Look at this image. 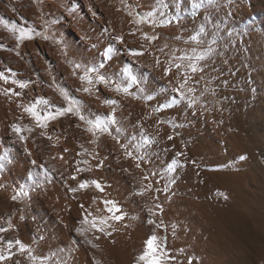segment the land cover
<instances>
[{"label": "bare ground", "instance_id": "obj_1", "mask_svg": "<svg viewBox=\"0 0 264 264\" xmlns=\"http://www.w3.org/2000/svg\"><path fill=\"white\" fill-rule=\"evenodd\" d=\"M134 1L154 22L155 41L120 0H0V256L10 257L0 264H147L133 255L150 233L112 221L130 207L122 194L137 197L133 181L143 187V172L113 146L118 138L160 176L174 264H264V0H202L199 9L189 0ZM44 22L54 41L45 42L46 61L35 40ZM89 67L111 88L81 82ZM181 85L194 106L163 107ZM73 101L88 121L69 113L53 121ZM48 113L54 118L44 120ZM95 115L119 136L105 137L116 154L103 151L101 171L83 157L94 137L82 128ZM125 125L153 145L127 136ZM93 220L110 223L108 235Z\"/></svg>", "mask_w": 264, "mask_h": 264}, {"label": "rangeland", "instance_id": "obj_2", "mask_svg": "<svg viewBox=\"0 0 264 264\" xmlns=\"http://www.w3.org/2000/svg\"><path fill=\"white\" fill-rule=\"evenodd\" d=\"M120 2L122 5V8H124V10H126L129 16H131L134 19L135 24L139 27L141 33L149 37L150 40L155 41L158 36L149 34L147 30V28H151L152 26H154V22L151 21L150 16L146 14L145 11H141L140 7L135 3L134 0H120ZM35 40H36V44L38 47L39 55H41L42 58L44 57V60H45V56H46V54L44 53L45 46H46L45 42L47 43L50 42L54 44V41L50 34V30H49L47 23L44 22L43 27L39 28L38 33L35 37ZM94 69L95 67H89L88 70L84 72V75L80 78V81L83 83H86L90 89H94V88L96 89V88H102V87H105L106 89L111 88L110 85L113 83V80H109L108 77L105 76L104 74L96 73L97 70H94ZM101 76L105 78L103 81L100 79ZM114 91L120 92V89L117 86H115ZM125 92L127 91L124 90L123 93L126 94ZM161 112H162V108L160 106L155 105L152 107V113L155 116H157L158 119H159L158 115H160ZM72 114H75V116H77V118L83 122L88 121V119L83 114V112L80 109H78L74 104H73V111L69 113V115L73 116ZM57 115L53 119V121L55 120L57 121V119L59 120L63 116H65V115H58V116ZM81 116H83L84 118L81 119ZM101 119H104V118H102V116L100 115H95L94 117L92 116L90 118L91 121H89V123H85L84 127L82 128L83 131L89 132L90 135L94 137L93 139L94 147H93L92 152H90L91 153L90 156H88L89 155L88 151L85 149L86 151L85 153L83 152V157L85 156L84 157L85 159L92 158L93 160L98 161L96 165V169L98 171H101V169L104 170L103 168H105L107 164H109V161L107 160L106 156L103 154V151L111 152L113 156L116 154V150L112 149L110 142H106L105 137L111 138L113 141L116 140L115 137H119L117 134L114 133L113 128L109 124L106 130H101L100 128L93 127V123ZM109 122H111V120ZM159 122L162 123L163 120L160 119ZM136 124L138 125L137 126L138 128L140 125L138 122H136ZM123 130L126 131L127 136L129 134L131 135L133 134V136L143 137L141 142L147 146L148 145L152 146L155 141L154 137L150 135L149 136L143 135L136 129L133 130L131 127L127 125L123 127ZM116 141L118 145L115 146V144L113 143V146L115 148L117 147V150L122 151L127 159H131L132 161L134 160V162L136 163V168L143 172V178H142L143 180L141 179L143 187H138L137 183L133 181V186H136L134 187V190H135L134 195H136L137 197L133 196V199H132L130 198V196H128L125 193L122 194L121 196L123 199L122 202H124L125 205L130 206L126 210V212L124 211L122 213L123 219L121 220H123L125 223H130L131 225H133L136 231H138L139 233L142 234L144 231L145 232L147 231L150 233L151 236L155 235L157 238H158V233H157L158 230L159 229L163 230L165 234L162 236L163 238L162 242L158 241L159 244L158 242L156 243L158 245V253L161 255L162 264H174V261H173L174 257L169 250V245L171 242L169 241V234H168L169 233L168 223L170 219H172V214L167 213L168 211H167L166 205L163 200V194H164L163 192H165L166 194V190L163 191L160 176L158 175V173H156L157 171L155 170H152V171L147 170V168L145 167L146 165H144L145 162L135 150L134 144H131L128 141L123 142L122 138H118ZM104 185L108 186L109 182L107 181L106 183H104ZM144 190H147V195H146L147 198H144L145 197V195H143ZM22 191L23 190L21 189L17 190V200H20L22 196L21 194ZM146 200L149 201V206H147L148 203ZM165 212L167 214H165ZM112 221H117V220L112 218ZM149 221H154V223H149ZM110 226L111 225L108 222L107 224H105V226H102L104 229L102 233L104 234L105 232L108 235V232L106 231ZM133 257H134L133 259L136 262H138L139 255L134 254Z\"/></svg>", "mask_w": 264, "mask_h": 264}, {"label": "snow or ice", "instance_id": "obj_3", "mask_svg": "<svg viewBox=\"0 0 264 264\" xmlns=\"http://www.w3.org/2000/svg\"><path fill=\"white\" fill-rule=\"evenodd\" d=\"M189 4L192 8L194 9H199L201 6H202V0H189ZM169 23H172V21H169ZM47 38V37H45ZM147 38V37H146ZM197 37H193V39H196ZM21 39H23V34L21 35ZM118 40H120L121 42H123V37H117ZM109 52L112 51V49L110 48L108 50ZM130 53L132 55H143L144 53L143 52H140L138 50H135V49H132L130 50ZM191 59L190 57H181L180 59ZM204 57L203 56H200L198 57V59H203ZM159 62V61H158ZM175 67L177 69H180L182 67L181 64H176ZM191 68H192V71L193 72H197V71H203L202 68H197L195 65H191ZM10 71V70H9ZM166 71L170 74L172 72V66L170 65ZM0 77H3L4 79H7V77L4 76V74L2 72H0ZM100 79L103 81L105 78L103 76L100 77ZM135 79V78H133ZM185 83H187V78L185 80ZM22 87H26L27 85L26 84H22L21 85ZM184 85H181L180 88H174L172 89L173 92L177 93L178 96H179V99L176 97V96H173L171 98V103L169 104H165L163 107L167 108V107H172V106H176V105H179L182 101H186L187 102V106L188 107H193L194 106V102L186 95V93L184 91H182ZM127 91V89H125ZM85 91H88V89H85ZM188 91H192L191 88L188 89ZM17 95H19V93H17ZM42 104L44 105H48V101L45 100L44 98H41V101H40ZM108 103H111V104H115L117 103L115 100H109L107 101ZM80 102L79 101H73L72 103L69 104L68 107L66 108H60L59 111H58V115H64V114H67V113H70L73 111V104H79ZM35 105L32 106V108H34ZM32 108H29L28 110L29 111H32ZM35 115L38 116L39 118V114L38 113H34ZM54 118L52 113H48V115L44 116L43 119L44 120H49V119H52ZM84 117L81 116V119H83ZM107 119L108 118H105V119H101V120H98V121H95L93 123V127H96V128H100L101 130H106L108 128V123H107ZM111 123L112 124H115L116 123V119H115V116L113 115L111 118ZM14 129L15 131L19 132L20 131V128L18 126H14ZM91 130V129H90ZM169 139H173V137H169ZM130 155V154H129ZM182 155V153L180 154ZM32 163H36L35 161H33ZM76 177H73V179H75ZM92 183H95L97 188H99L100 190H103V186L98 182V181H94ZM89 184V181H83L81 184H80V188H85L87 185ZM78 189H71V191L73 192H76ZM13 199H15V197H13ZM115 201H106L105 204H112V205H115ZM108 211L109 212H113V211H120L118 207H116L115 209L113 208H108ZM113 219L115 220H121L123 219V215H114L112 217ZM88 222L87 219H85L84 221H82V223H86ZM106 221H102V223H105ZM93 224V227H96L98 228L99 231H103V227H101L100 225L96 224L95 220H93L91 222ZM149 223H154V221H149ZM0 231H3V229H0ZM77 231L83 235L84 232L83 230L81 229H77ZM110 234V233H109ZM157 237L155 235H152L147 241H146V245H147V248L146 250L144 251V253L138 257V260H144V261H147V264H162V258H161V255L158 253V245L155 243L157 241ZM90 243V241H87ZM17 244L20 245V248L23 250L26 246L20 242V241H16ZM11 246V244H10ZM7 258H10V257H3V256H0V259H7Z\"/></svg>", "mask_w": 264, "mask_h": 264}]
</instances>
